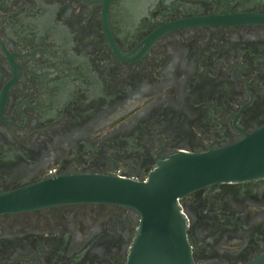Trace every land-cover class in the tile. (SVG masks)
<instances>
[{
    "label": "flooded vegetation",
    "instance_id": "1",
    "mask_svg": "<svg viewBox=\"0 0 264 264\" xmlns=\"http://www.w3.org/2000/svg\"><path fill=\"white\" fill-rule=\"evenodd\" d=\"M264 126V0H0V196L47 177L145 180ZM194 264H264V177L179 199ZM140 214L0 212V264H126Z\"/></svg>",
    "mask_w": 264,
    "mask_h": 264
},
{
    "label": "water",
    "instance_id": "2",
    "mask_svg": "<svg viewBox=\"0 0 264 264\" xmlns=\"http://www.w3.org/2000/svg\"><path fill=\"white\" fill-rule=\"evenodd\" d=\"M264 177V126L242 139L202 152L179 151L145 180L110 174L47 177L0 196V212L70 203H111L140 214L126 264H194L179 199L219 182Z\"/></svg>",
    "mask_w": 264,
    "mask_h": 264
}]
</instances>
